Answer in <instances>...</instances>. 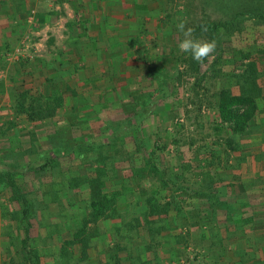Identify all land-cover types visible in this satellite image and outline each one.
<instances>
[{
    "label": "rangeland",
    "instance_id": "obj_1",
    "mask_svg": "<svg viewBox=\"0 0 264 264\" xmlns=\"http://www.w3.org/2000/svg\"><path fill=\"white\" fill-rule=\"evenodd\" d=\"M137 3L146 15L121 5L125 20H138L126 51L141 66L94 60L85 66L95 67L92 80L59 53L74 13L62 10L44 29L29 16L10 53L30 69L23 107L39 98L56 111L30 120L18 113V95L4 97L0 264H264V0ZM131 20L120 23L124 32ZM208 21L222 26L209 32L200 27ZM181 22L215 51L199 62L182 53ZM84 34L80 47L91 41ZM5 68V79L21 71ZM222 89L255 97L246 132L217 118ZM91 202L106 207L102 215L92 218ZM244 208L254 212L242 216ZM77 234L89 247L82 258Z\"/></svg>",
    "mask_w": 264,
    "mask_h": 264
},
{
    "label": "crops",
    "instance_id": "obj_2",
    "mask_svg": "<svg viewBox=\"0 0 264 264\" xmlns=\"http://www.w3.org/2000/svg\"><path fill=\"white\" fill-rule=\"evenodd\" d=\"M123 1L124 0H0V108L4 106V97H7L8 94L17 96L23 91L27 92L22 81L28 79L25 76L29 74L28 71H30V69H27L29 65L27 64L24 66V64H20L24 62L23 58L16 59L18 62L14 61L15 59H11L10 53L14 51L15 47L19 46L21 35L26 32L27 28L30 29L29 16L33 12L37 13L35 16L38 17L36 19L38 26L43 29L47 28L50 22L58 21L59 17L62 15V10L67 9L71 11V14L74 13V22L71 21V23L66 25L68 31L67 41L59 52L62 56H66V59L64 58L66 64L76 65V63H80L85 68L88 63L92 62L93 64L94 60H96L98 64L108 63V57H112V61L116 66L123 63V66L131 65V68H133L132 66L134 65L135 67H140V60L134 63L133 59H127L128 52L126 48L134 45L137 39V37L134 36V28L137 27L138 20L132 19L131 16L125 20L122 16L123 10L125 9L121 5ZM128 1H130L134 11L137 13V0ZM147 1L148 0H138L139 3H137V7L140 5L143 6ZM47 5H49V7L45 8ZM42 7L45 9L42 10ZM142 12L143 11L137 13L135 16L141 17L142 14L146 15V12ZM128 20H131L133 25L124 32L125 27H121L120 23L122 24ZM84 31L85 34L83 36L86 37V40L91 41L88 43H85V41L81 42L83 45L80 47L77 42L78 36ZM75 46L78 47L80 52H74L75 48L73 49V47ZM132 58L137 59L135 56ZM15 64L19 66L18 69L22 72L18 71L20 75L14 73L12 76L5 79V75H2V70L6 69L5 67L8 68ZM94 68L95 67H89L88 69H83V67H81L78 72L76 71L77 73L75 72L76 76L80 79L92 80L95 78ZM139 69L140 68L134 70L133 73L137 74ZM116 71H118L117 68ZM75 73L72 72L70 76ZM17 81L19 82L17 83ZM90 88H92V86L88 89ZM11 119L12 118H6V120H8L7 123L11 122ZM6 170V167H0L1 174L5 173ZM262 191H264V188H262ZM228 197L230 200L234 199L231 198L232 196ZM241 212H244L242 216H246L250 213L252 214L254 210L253 208H244ZM249 225L250 224H248V226ZM225 245H227V243H224V246ZM221 257L223 260L226 259V257Z\"/></svg>",
    "mask_w": 264,
    "mask_h": 264
},
{
    "label": "trees",
    "instance_id": "obj_3",
    "mask_svg": "<svg viewBox=\"0 0 264 264\" xmlns=\"http://www.w3.org/2000/svg\"><path fill=\"white\" fill-rule=\"evenodd\" d=\"M239 16V15H238ZM222 26L221 23H213V22H206L203 23L200 27L205 28L206 30H209V32H217L218 27ZM225 26V24H223ZM227 27V26H225ZM256 78L255 77H250L249 81L252 82V89L253 92L255 91L254 89L256 88L255 83H256ZM245 82L247 83L248 80L245 79ZM252 93H241L240 95H234L232 94L229 90L222 89L219 91L217 99H216V112H217V118L220 120L222 124H228L230 126V129L235 132V133H244L246 132L249 123L253 120V118L256 115L257 112V103L255 100V97L251 95ZM27 95L28 92L23 91L18 95V113L21 114H26L30 120H37L41 118H45V116L50 117L55 113L56 108L51 109L50 105H47L48 103L45 104V111L41 107V102L39 105V98H32L31 104L29 105L30 110H25L23 107L24 103L27 101ZM59 103V102H58ZM38 104V108L35 109L34 107H31L33 105ZM57 105V104H56ZM57 107H59L57 105ZM145 117L147 116V112L143 114ZM96 202H91L90 206L93 210L92 218L94 216L98 217L102 215L103 209L101 208L102 203H100L101 206L97 208ZM165 209L162 211L163 213H166L167 206H164ZM155 205H151L150 207V214L153 215V213L156 212L154 210ZM95 220V219H93ZM84 228H86V224L83 225ZM74 244H77L81 248V254L82 255L80 258L85 256L86 250L89 248L87 247V238L85 235H74ZM71 244V243H70ZM28 254V253H27ZM31 257L27 258L30 259ZM27 264H30V260L28 261Z\"/></svg>",
    "mask_w": 264,
    "mask_h": 264
},
{
    "label": "clouds",
    "instance_id": "obj_4",
    "mask_svg": "<svg viewBox=\"0 0 264 264\" xmlns=\"http://www.w3.org/2000/svg\"><path fill=\"white\" fill-rule=\"evenodd\" d=\"M176 31L182 36L178 45L179 50L190 55L194 61H202L215 51V41H204L196 38L193 35V29L186 27L185 23L177 24Z\"/></svg>",
    "mask_w": 264,
    "mask_h": 264
}]
</instances>
